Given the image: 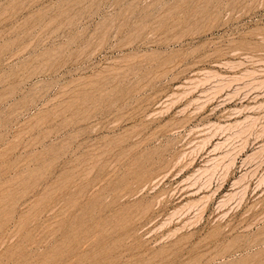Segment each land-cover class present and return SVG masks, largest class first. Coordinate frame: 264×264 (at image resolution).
<instances>
[{
	"label": "rangeland",
	"instance_id": "1",
	"mask_svg": "<svg viewBox=\"0 0 264 264\" xmlns=\"http://www.w3.org/2000/svg\"><path fill=\"white\" fill-rule=\"evenodd\" d=\"M0 264H264V0H0Z\"/></svg>",
	"mask_w": 264,
	"mask_h": 264
},
{
	"label": "bare ground",
	"instance_id": "2",
	"mask_svg": "<svg viewBox=\"0 0 264 264\" xmlns=\"http://www.w3.org/2000/svg\"><path fill=\"white\" fill-rule=\"evenodd\" d=\"M208 142V141H207ZM205 171V170H204ZM205 201V200H204ZM202 202V201H201Z\"/></svg>",
	"mask_w": 264,
	"mask_h": 264
}]
</instances>
